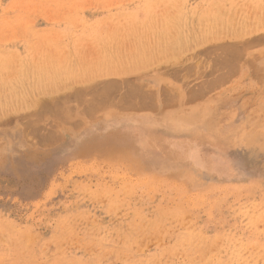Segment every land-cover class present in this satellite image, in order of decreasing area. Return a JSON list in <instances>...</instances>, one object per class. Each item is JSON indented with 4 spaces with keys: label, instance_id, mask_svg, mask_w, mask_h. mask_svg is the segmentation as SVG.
Returning a JSON list of instances; mask_svg holds the SVG:
<instances>
[{
    "label": "rangeland",
    "instance_id": "374dc122",
    "mask_svg": "<svg viewBox=\"0 0 264 264\" xmlns=\"http://www.w3.org/2000/svg\"><path fill=\"white\" fill-rule=\"evenodd\" d=\"M0 264H264V0H0Z\"/></svg>",
    "mask_w": 264,
    "mask_h": 264
},
{
    "label": "bare ground",
    "instance_id": "6f19581e",
    "mask_svg": "<svg viewBox=\"0 0 264 264\" xmlns=\"http://www.w3.org/2000/svg\"><path fill=\"white\" fill-rule=\"evenodd\" d=\"M262 39H263V38H262ZM262 41H263V40H262ZM244 43H245V42H244ZM223 44H224V43H223ZM225 44H226V43H225ZM223 46H224V45H223ZM228 46H229V45H228ZM231 46H232V45H231ZM243 46H244V45H243ZM219 48H220V47H219ZM224 48H225V47H224ZM229 48H230V47H229ZM234 48H235V47H234ZM239 48H240V47H239ZM202 49H203V48H202ZM220 49H223V48H220ZM225 49H226V48H225ZM203 50H204V49H203ZM221 51H222V50H221ZM223 51H224V50H223ZM223 51H222V52H223ZM229 51H230V50H229ZM238 51H239V50H238ZM224 52L227 53V50L224 51ZM219 53H220V52H219ZM204 54H205V53H204ZM224 54H225V53H224ZM228 54H229V53H228ZM228 54H227V56H228ZM217 56H218V55H217ZM234 56H235V55H234ZM223 57H224V56H223ZM225 57H226V56H225ZM225 57H224V58H225ZM237 57H238V56H237ZM239 57H241V56H239ZM207 58H208V57H207ZM233 58H234V57H233ZM174 59H175V58H174ZM211 59H213V58H211ZM220 59H221V58H220ZM223 60H224V59H223ZM233 60H235V58H234ZM233 60H232V61H233ZM246 60H247V59H246ZM167 61H168V60H167ZM209 61H210V60H209ZM215 61H217V60L215 59ZM237 61H238V59H237ZM202 62H203V61H202ZM202 62H201V63H202ZM219 63H220V62H219ZM197 64H198V63H197ZM211 64H212V63H211ZM228 65H229V64H228ZM194 66H195V65H194ZM199 66H200V65H199ZM229 66H230V65H229ZM223 68H224V67H223ZM234 69H235V68H234ZM180 70H181V69H180ZM189 70H190V69H189ZM189 70H188V71H189ZM220 70H221V69H220ZM220 70H219V71H220ZM185 71H186V70H185ZM208 71H209V70H208ZM221 72H222V71H221ZM226 72H227V71H226ZM228 72H229V71H228ZM178 73H179V72H178ZM186 77H187V76H186ZM206 77H207V76H206ZM209 77H210V76H209ZM228 78H229V77H228ZM182 80H183V78H182ZM226 80H227V78H226ZM177 81H178V80H177ZM95 82H96V81H94V83H95ZM106 82H107V81H106ZM108 82H109V81H108ZM180 82H181V81H180ZM183 82H184V81H183ZM209 82H210V81H209ZM209 82H208V83H209ZM211 82L213 83V81H211ZM214 82H215V81H214ZM89 83H90V82H89ZM92 83H93V82H92ZM96 83H97V82H96ZM112 83H113V82H112ZM217 83H218V82H217ZM201 84H202V83H201ZM209 84H210V83H209ZM98 85H99V84H98ZM104 85H105V84H104ZM104 85H103L102 87H106V86H104ZM215 85H217V84H215ZM112 86H113V85H112ZM79 87H80V86H79ZM79 87H78V88H79ZM89 87H90V86H89ZM80 88H81V87H80ZM113 88H114V87H113ZM133 88H134V87H133ZM191 88H192V87H191ZM213 88H214V87H213ZM74 89H75V88H74ZM101 89H102V88H101ZM109 89H110V91H112L111 88H109ZM135 89H136V88H135ZM209 89H210V88H209ZM80 90H81V89H80ZM127 90H128V89H127ZM140 90H141V89H140ZM206 90H207V89H206ZM90 91H91V90H90ZM104 91H105V90H104ZM133 91H134V90H133ZM198 91H199V90H198ZM76 92H77V91H76ZM86 92H87V91H86ZM86 92H84V93L86 94ZM88 92H89V88H88ZM92 92H93V91H92ZM92 92H91V93L89 92L90 95L92 94ZM112 92H113V91H112ZM140 92H141V91H140ZM195 92H196V91H195ZM201 92H202V91H201ZM39 93H40V92H39ZM72 93H73V92H72ZM100 93H102V91H101ZM130 93H131V92H130ZM132 93H133V92H132ZM87 94H88V93H87ZM95 94H96V93H95ZM104 94H105V93H104ZM143 94H144V93H143ZM145 94H146V93H145ZM193 94H194V93H193ZM35 95H36V94H35ZM77 95H78V94H77ZM148 95H149V93H148ZM194 95H195V94H194ZM57 96H59V95H57ZM82 96H83V95H82ZM134 96H135V95H134ZM149 96H150V95H149ZM55 97H56V96H55ZM96 97H97V99L99 98L98 96H96ZM151 97H152V96H151ZM191 97H192V96H191ZM89 98H91V97H89ZM89 98H86V99H87V100H86V103H87V101H88ZM101 98H102V97H101ZM121 98H122V97H121ZM62 99H63V98H62ZM75 99H77V96H76ZM97 99H96V100H97ZM99 99H100V98H99ZM129 99H131V98L129 97ZM143 99H144V97H143ZM151 99H152V98H151ZM44 100H45V99H44ZM52 100H54V99H52ZM77 100H78V99H77ZM132 100H133V99H132ZM68 101H69V100H68ZM72 101H73V100H72ZM74 101H75V100H74ZM82 101H85V99L83 100V98H82ZM90 101H92V100H90ZM90 101H89V103H90ZM94 101H95V99H94ZM120 101H121V100H120ZM141 101H142V99H141ZM50 102H51V101H50ZM50 102H49V104H50ZM57 102H58V101H57ZM57 102H56V103L54 102V103L57 104ZM78 102H79V100H78ZM80 102H81V99H80ZM165 102H166V101H165ZM168 102H170V100H169ZM89 103H88V105H89ZM91 103H92V102H91ZM91 103H90V104H91ZM94 103H95V102H94ZM94 103H93V104H94ZM119 103H120V102H119ZM34 104H35V103H34ZM78 104H79V103H78ZM97 104H98V103H97ZM44 105H45V104H44ZM44 105H41V107H44V108H45ZM46 106H47V105H46ZM54 106H55V105H54ZM54 106H53V108H55ZM92 106H93V105H90V107H92ZM39 107H40V106H39ZM39 107H38V108H39ZM41 107H40V108H41ZM63 108H64V107H63ZM63 108H62V109H63ZM93 108L95 109L96 107H95V106L92 107L91 110H90V108H89V111H92ZM42 109H43V108H42ZM45 109H46V108H45ZM59 109H60V107H59ZM64 109H65V108H64ZM64 109H63V110H64ZM54 110H57V108L54 109ZM47 111H48V109H47L45 112L47 113ZM60 111H61V109H60ZM36 112H37V111H36ZM64 112H65V111H64ZM42 113H43V111H42ZM33 114H34V113H33ZM35 114H36V113H35ZM40 114H41V113H40ZM61 114H62V113H61ZM65 114H66V112H65ZM68 114H69V113H68ZM36 115H37V114H36ZM66 115H67V114H66ZM34 116H35V115H34ZM38 116L40 117L41 115H38ZM61 116H62V115H61ZM68 116H69V115H68ZM42 117H43V116H42ZM58 117H59V116H58ZM37 118H38V117H37ZM59 118H61V117H59ZM63 118H64V116H63ZM66 118H67V117H66ZM64 119H65V118H64ZM64 119H62V121H63ZM25 120H26V119H25ZM58 120H59V119H58ZM39 121H40V120H39ZM59 121H60V120H59ZM27 122H28V121H27ZM47 123H48V122H47ZM63 123H64V122H63ZM28 124H29V123H28ZM30 125H31V124H30ZM24 126H25V125H24ZM32 126H33V125H32ZM51 127H52V126H51ZM35 128H36V127H35ZM43 128H45V127H43ZM42 130H43V129H42ZM47 132L49 133V131H47ZM204 156H205V155L203 154V152H201V153H200V156H199V159H200V161H201V160L203 161V162L201 161L202 163H206V162H207V161H206V158H204ZM210 161H211V160H210Z\"/></svg>",
    "mask_w": 264,
    "mask_h": 264
},
{
    "label": "crops",
    "instance_id": "0c3cea01",
    "mask_svg": "<svg viewBox=\"0 0 264 264\" xmlns=\"http://www.w3.org/2000/svg\"><path fill=\"white\" fill-rule=\"evenodd\" d=\"M112 116H114V115H113V114H107V115L105 114V117H104L105 122H106V123H109V122H113V121H115V120L113 119ZM161 117H162V118H165L164 116H161ZM136 118L139 119V116H136ZM138 119L133 120L132 123H131V124L134 125V127L132 128L133 132H135V131H139L140 129H145V130H147V129H149V128H150V130L155 129L153 125H152V126L147 125L148 127L145 126V125L140 126L139 124H140V122H142V120H138ZM162 121H163V120H162ZM144 122H147V121H144ZM163 122H164V121H163ZM153 131H154V130H153Z\"/></svg>",
    "mask_w": 264,
    "mask_h": 264
}]
</instances>
